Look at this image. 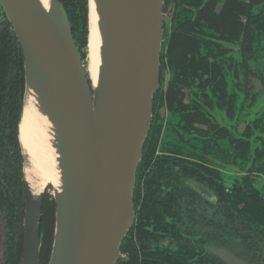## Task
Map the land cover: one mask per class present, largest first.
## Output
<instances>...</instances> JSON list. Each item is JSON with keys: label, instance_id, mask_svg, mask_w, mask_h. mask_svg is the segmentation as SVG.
Returning <instances> with one entry per match:
<instances>
[{"label": "water", "instance_id": "water-1", "mask_svg": "<svg viewBox=\"0 0 264 264\" xmlns=\"http://www.w3.org/2000/svg\"><path fill=\"white\" fill-rule=\"evenodd\" d=\"M165 0H89L101 37L98 83L88 76L59 0H0L24 57L25 94L55 127L61 189L36 194L25 179L21 264H41V220L46 193L56 204L48 264H117L136 217L138 165L159 89ZM89 37V32H88ZM88 45V42H87ZM51 188V189H49ZM211 251L226 264H249L225 247Z\"/></svg>", "mask_w": 264, "mask_h": 264}, {"label": "trees", "instance_id": "trees-1", "mask_svg": "<svg viewBox=\"0 0 264 264\" xmlns=\"http://www.w3.org/2000/svg\"><path fill=\"white\" fill-rule=\"evenodd\" d=\"M59 1L68 15L77 44L85 58L89 32V1ZM193 1L198 7L199 18L202 20L206 11L209 21L211 8L218 1L206 0L205 7V0ZM189 2L190 0H181V4ZM183 8L178 14L179 22L186 17L185 8ZM223 12L228 18L227 10ZM257 20L259 21L258 18ZM231 23L234 24V21ZM260 29L264 33V25ZM248 32L250 44L257 35L253 34L255 28H248ZM175 34L176 32L173 37ZM189 37V33L181 30L174 38L180 41ZM169 62L172 66V77L166 94L167 103L175 115L178 112L180 115L176 121L168 122L163 135L162 124L156 121L152 123L136 173L133 201L137 208V221L121 244V253H125L126 257L121 258L117 264H225L204 249L203 245L209 241L229 247L253 264H264V193L254 187L248 175L234 178L232 184L227 186L224 175L208 166V164L216 165L221 161L251 170L255 163L252 166L248 164L252 158L256 160V157L263 163L264 151L253 150L250 140L260 127L259 122L256 121L253 128L248 127L242 138H230L228 144L230 148L227 150L233 154L231 159L222 157L227 154L222 143L219 146L216 144L214 159H207V165L187 162L179 157L193 158L197 141L207 137L214 138L217 134L216 126H209L207 130H198L196 126L202 122H211V119L201 110L199 101L211 100L215 91L202 94L200 99L192 95L191 103L183 107L181 105L183 103L182 89L192 87V77L189 70L185 69V61L181 58L176 59L170 55ZM24 94L25 70L22 48L0 4V214L5 215L8 228L7 256L4 264H21L24 249V157L19 141V123L23 111ZM238 114L235 110L233 114L230 113V117H236L237 122H240L242 118ZM221 129L224 130L223 127ZM158 146L160 154H156ZM240 154L242 157H239ZM199 157L201 161L205 160L203 156ZM175 169L183 176H194L205 183L217 195V202L210 204L199 195V207L202 211L200 221L207 218L206 214L211 207H215L216 215L208 218L209 224L215 227L212 233L215 236L210 234L200 237V247L184 245L172 251L169 248L151 245L150 242L151 238L153 241L159 239L158 231L168 229L169 226L166 224L168 217H182L183 214L186 215L190 207L187 204L182 206L180 202L187 194L184 189L175 186L170 195L162 190V185L167 181L164 178L165 171H168V176H172L176 173ZM143 183L144 195L142 196ZM179 209L180 214H178ZM55 212L54 198L47 192L43 201L40 227L41 264H48L50 259ZM159 219L164 220L163 223H159ZM150 225L155 228L154 232L147 228ZM134 230L139 248L135 244Z\"/></svg>", "mask_w": 264, "mask_h": 264}, {"label": "flooded vegetation", "instance_id": "flooded-vegetation-1", "mask_svg": "<svg viewBox=\"0 0 264 264\" xmlns=\"http://www.w3.org/2000/svg\"><path fill=\"white\" fill-rule=\"evenodd\" d=\"M217 1L211 8L212 13L209 16V21L206 17V11L204 18L202 20L199 18V10L193 0L184 4H181V0L164 1L165 19L160 55L159 89L153 99L152 123L156 121L162 124L161 132L163 135L168 127V122L170 120L176 121L180 115V112L175 115L167 103L166 94L172 77L170 55L185 61V69L189 70L192 77V87L182 89L183 103L181 105L183 107L191 103L192 95L200 99L202 94L215 91L211 100L199 101L201 110L211 119V122H202L196 126L198 130H207L209 126H216L217 134L214 138L207 137V139L198 140L197 148L193 150L195 154L193 158L179 156L187 162L205 165H207V159H214L216 144L219 146L222 143L227 150L230 148L228 147L230 138H242L247 128H253L256 121L259 122L260 127L254 133V137L250 139L252 149L264 151V106L262 109L257 108L260 99L263 97L260 95L264 94V33L260 29L264 25V0ZM181 8L184 9L186 17L179 22L178 14ZM223 10H227L228 18ZM233 21L234 24L231 23ZM248 28H255L253 34L257 35L250 44ZM181 30L184 33H189V39L184 38L179 41V39L174 38ZM174 32L176 34L173 37ZM235 110L241 115L242 120L240 122H237L234 115L235 118L230 117V113L233 114ZM222 127L224 130H220ZM230 152L227 150V154L222 157L231 159L233 154ZM160 153L158 146L156 154ZM199 156H203L205 160L201 161ZM239 157H242V154ZM253 163L255 166L251 170L221 161L216 165L208 164V166L215 168L224 175L227 186L232 184L234 178L248 175L252 179L254 187L264 193V187L258 185V180L264 177V162H260L256 157V160L252 158L248 165L252 166ZM167 172L165 171L164 177L167 181L162 185V190L170 195L175 186L184 189L187 194L185 199L180 202L182 206L187 204L190 207L186 215L183 214L182 217H168V222L166 221L169 226L168 229L158 231L159 239L153 241L151 238L150 244L158 245L160 248H169L172 251L184 245L200 247V237H206L210 234L215 236L212 234L215 227L209 224L208 218L215 216L216 213L214 212L215 207H211L209 213L206 214L207 218L200 221L202 211L199 207V195L203 196L210 204H216L217 195L210 187L194 176H183L177 172V169L172 176H168ZM141 195H144V183L142 184ZM191 195L196 196L192 197ZM177 202L179 204V201ZM135 210L136 217L133 226L137 221L136 206ZM181 210L183 211V209ZM178 214H180V209ZM163 221L159 219V223H163ZM147 228L151 232L155 230L152 225L147 226ZM134 239L139 248L135 230ZM7 244L6 218L4 214H0V248L2 250L0 264L5 263ZM215 246L225 247L249 264H253L229 247L210 241L203 245L204 249L213 256L216 255L211 251V247ZM125 257L126 254L121 253L120 259Z\"/></svg>", "mask_w": 264, "mask_h": 264}, {"label": "bare ground", "instance_id": "bare-ground-1", "mask_svg": "<svg viewBox=\"0 0 264 264\" xmlns=\"http://www.w3.org/2000/svg\"><path fill=\"white\" fill-rule=\"evenodd\" d=\"M41 1L47 8L49 7V0ZM93 7L92 2L86 68L91 84L95 86L99 77L102 41L97 29V17ZM35 98L33 92L28 90L25 113L20 124V142L27 156L26 179L38 194L48 185H51L53 189H61V170L58 161L59 154L54 145L55 127L47 115L38 111Z\"/></svg>", "mask_w": 264, "mask_h": 264}, {"label": "rangeland", "instance_id": "rangeland-1", "mask_svg": "<svg viewBox=\"0 0 264 264\" xmlns=\"http://www.w3.org/2000/svg\"><path fill=\"white\" fill-rule=\"evenodd\" d=\"M86 59L88 60L87 57H86ZM87 63H88V62H87ZM260 96H263V97L260 99V102H259L257 108L262 109V107L264 106V94H261ZM258 185H259L260 187H262V186L264 187V177H261V178L258 180ZM200 188H202V187H200ZM49 189H51V188H49ZM48 193L52 195V189L49 190ZM1 251H2V250H1V248H0V257H1Z\"/></svg>", "mask_w": 264, "mask_h": 264}]
</instances>
